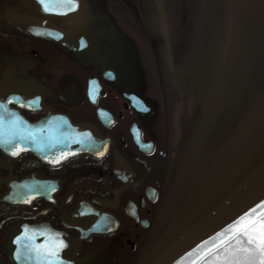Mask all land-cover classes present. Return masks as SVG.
I'll use <instances>...</instances> for the list:
<instances>
[{
    "label": "flooded vegetation",
    "instance_id": "flooded-vegetation-1",
    "mask_svg": "<svg viewBox=\"0 0 264 264\" xmlns=\"http://www.w3.org/2000/svg\"><path fill=\"white\" fill-rule=\"evenodd\" d=\"M113 1L57 0L46 12L0 0V264H14L10 242L37 244L36 256L56 244L58 264L65 242L79 264H152L178 237L164 216L197 126L193 98L153 96L121 70ZM21 138L35 152L15 151Z\"/></svg>",
    "mask_w": 264,
    "mask_h": 264
},
{
    "label": "rangeland",
    "instance_id": "rangeland-1",
    "mask_svg": "<svg viewBox=\"0 0 264 264\" xmlns=\"http://www.w3.org/2000/svg\"><path fill=\"white\" fill-rule=\"evenodd\" d=\"M194 1L195 0H171L170 2H168L167 6L170 15H172L175 19V30H180V34L177 35V43L175 44L176 50L174 51V61L176 63L175 65L179 70L182 66H185V61L184 63L182 61L191 44V35L194 28ZM259 1L260 0H236L237 5L236 3L234 4L238 13L237 16H241L243 13L246 14L249 11L253 10L257 6L256 4H258ZM113 2L114 3L107 4V8L110 7L113 10H111L113 12L112 16H114L115 18L117 17V24L115 25V27L119 30L124 28L127 31L124 32L126 33L125 35H119L118 38L117 49L119 54V67H121V70H123L124 72H131L132 70H134L138 73L139 76L144 77L147 81L145 84L146 91L152 92V95L155 96V91L163 90L162 79L164 70L162 72V69H164V65L162 62L163 57L161 55V41L158 37L155 14L151 8V4L149 3L147 6V13L142 0H114ZM235 13L234 15L229 16L227 10L224 11V24L220 28L221 36L223 34V31L226 29L227 22L229 21H227L226 17L229 16L230 18H234ZM232 29L233 28H230V30ZM127 33L133 35V44L126 40H123L125 39L124 37H128ZM221 36L219 42H217L218 45L215 48V58L213 59L212 64L211 80L209 81V83H207L208 86L205 89L206 91L204 94V98L201 101L203 113L206 109L209 114L212 99V88L215 85H218L219 81L228 85L234 82L235 86L233 88V91H235L236 93L238 84L237 77L242 79V75L239 72L238 75H236V72L233 75L231 67L229 69H226L229 64H233L232 57L234 55V52L231 54V50L228 52V50L230 49L229 45L232 40V36L230 35L228 42L229 44H227V55H225L226 40H221ZM239 67L244 68L243 63L236 62L235 65H232V68H237L238 71H240ZM220 72L221 74H219ZM171 82H173V84L175 83L173 79L171 80ZM244 94H246V90ZM246 100L247 97L245 96L241 102V105L244 104ZM263 103L264 99L263 102L260 101L257 107L254 108V111L251 110L252 115L250 116V119L246 120L245 123L243 119L242 124L240 123L238 130L229 139L228 145H230L232 150L230 149L228 152H226V162L221 164L220 170L218 169V166L213 167V171L216 170L215 173L218 169V173H216V175L215 173L211 174V169V173L208 174V181L206 182L208 184L200 190V198L198 200H193L190 205V209H188L187 211L188 216L178 225L176 232L182 234L188 228L196 225L208 214H210L212 210L218 207L220 203L228 198V196L234 193L243 183L247 184V179L251 177L252 174H254V178L257 177L260 173L264 172V128H257V125L260 123L257 118L260 117ZM228 107L226 108H228L230 112L228 111L227 114L225 113L222 123L223 126H226V124H230L233 121L234 117L237 119V115L234 112L236 103L232 102ZM203 113L199 118L200 120L202 119ZM200 130V127L198 130L195 129L193 137L195 136L197 138L199 136ZM219 136L220 134L217 131L212 135V144L208 145V148L205 149L208 152V156H210V154H215V152L213 151V146H215L219 141ZM188 148H183V161L187 160L188 154L190 152ZM182 166L184 169V162ZM186 198L187 197H185L184 201L186 200ZM184 201L182 202V204L184 203Z\"/></svg>",
    "mask_w": 264,
    "mask_h": 264
},
{
    "label": "bare ground",
    "instance_id": "bare-ground-1",
    "mask_svg": "<svg viewBox=\"0 0 264 264\" xmlns=\"http://www.w3.org/2000/svg\"><path fill=\"white\" fill-rule=\"evenodd\" d=\"M142 1L148 13L147 6L149 0ZM170 1L171 0H168V2ZM223 1L229 3V0H198V8L194 15V28L191 35V44L182 61L183 63L185 61V66H182L180 70L175 66L171 73L175 80L173 88H171L167 69H163V84L166 88L168 98L174 93H178L184 98L185 93L190 92L192 94L191 97L193 98V104L191 103L192 113L198 106H201V101L204 98L206 91L205 89L208 86L207 83L211 80L215 48L217 47V42H219L221 36V27L216 23L217 20L215 21V18H218V13L217 11L212 10L211 3H223ZM256 5L257 6L253 10L246 14L243 13L241 16H237L238 13L236 9H233L232 4L228 6L230 7L232 15H234L236 11L235 17L232 20V40L229 45V51L231 50L230 54L234 52L232 57L234 65L236 62H240L246 67L250 63H256L260 61V59L262 60L261 57H263V50H261L259 44L260 41H263L264 33V16H260L261 14H264V0H260ZM167 23L169 27L171 48L173 47L175 51V44L178 39L177 35L180 34V30H175L176 22L172 15L167 16ZM233 64H229L226 69L231 67V71L235 70L232 68ZM239 70L242 71V68L239 67ZM221 72L219 74H221ZM241 81L240 86H243L244 79H241ZM218 83L219 84L214 87L212 85L210 115L205 109L202 116L203 120L198 118L195 129L198 130L200 127L201 130L199 131V136L197 138L195 136L192 138V143L188 148L190 152L187 160L184 161V169L182 166L175 191L166 205L164 216L165 221L168 223L169 219L173 218L174 230H176L178 225L188 216L187 211L190 209L193 200H198L200 198V190L208 184L206 182L208 181V174L211 173V169V174L216 171H213V167L218 166V169L220 170L221 164L225 163V160H227L226 152L231 149L230 145H228L229 142L227 141L223 147L219 145L220 147L214 155L210 154V156H208V152L205 150L206 142L209 138L212 127H215L225 108L236 100L239 95V92L235 93L230 87H228V84H224L220 81ZM249 119L250 117L248 120ZM218 169L216 173H218ZM253 175L254 174L247 179L248 181L246 180L248 185L253 184L261 176L251 179L253 178ZM188 193L189 195L184 201L183 206L180 209H177L175 206L177 200L181 195L186 197ZM175 210L178 211L175 212ZM168 236L169 235H167V239Z\"/></svg>",
    "mask_w": 264,
    "mask_h": 264
},
{
    "label": "water",
    "instance_id": "water-1",
    "mask_svg": "<svg viewBox=\"0 0 264 264\" xmlns=\"http://www.w3.org/2000/svg\"><path fill=\"white\" fill-rule=\"evenodd\" d=\"M152 1L156 12L158 30L162 39L165 64L171 73L173 72L174 66L164 2L163 0ZM230 28L231 26L229 24L224 34V40H226L225 54L231 33ZM259 103L260 101L257 105ZM251 115L252 113L245 117L244 123ZM69 127L72 130L70 124ZM76 128L85 133H89L88 137L91 136L93 139L97 136L96 130L86 124H78ZM88 137L86 136V144H89V146L86 145V153L90 152V144H92V138L90 139ZM258 176L260 177L253 184L246 185L225 205L219 207L212 215L208 216L203 222L196 225L166 249L153 264H192L194 260H196V264H202V261L197 260V257L203 253L205 248L211 247L213 243L222 239L227 234V231L230 230V226L239 222L242 217L245 219H259L264 216V205L261 204L264 201V172ZM257 177H254V179ZM232 243L234 245L235 241H232ZM14 244L13 242L9 243V255L12 257L14 264H58L55 256L50 255L56 248V244L52 246L51 243H47L45 245V254L39 253L37 256L34 254L37 244L26 243L21 249L18 244ZM65 245L68 249L60 254V257L64 258V264H79L73 258L74 245L70 242H65ZM212 259L213 257L211 255L204 257V260Z\"/></svg>",
    "mask_w": 264,
    "mask_h": 264
},
{
    "label": "snow or ice",
    "instance_id": "snow-or-ice-1",
    "mask_svg": "<svg viewBox=\"0 0 264 264\" xmlns=\"http://www.w3.org/2000/svg\"><path fill=\"white\" fill-rule=\"evenodd\" d=\"M56 2L57 0H39L46 12L52 11L50 5ZM67 3L72 8L76 7V0H67ZM3 123L4 115L0 112V143L5 142ZM261 204L264 205V201ZM232 241H235L234 245ZM50 255L54 256L55 253ZM210 255L212 260H204V257ZM197 260H201L202 264H264V216L259 219L242 217L239 222L230 226L222 239L205 248ZM192 264H196V260Z\"/></svg>",
    "mask_w": 264,
    "mask_h": 264
},
{
    "label": "trees",
    "instance_id": "trees-1",
    "mask_svg": "<svg viewBox=\"0 0 264 264\" xmlns=\"http://www.w3.org/2000/svg\"><path fill=\"white\" fill-rule=\"evenodd\" d=\"M197 2L198 0L194 1L195 8H194L193 16L195 15L197 8H198ZM164 4H165L166 11L168 12V15H169L170 12L168 11V8H167L168 0H164ZM211 8L213 11H217L218 13V18H215V21L217 20L216 23L220 27L223 26L224 11H226V2L211 3ZM260 16H264V14H261ZM259 47H261V50H263V57H261L262 60L260 59V61L256 63H250L248 66L242 68L243 71L241 72L238 71L237 68H234L235 70H232L233 75L235 74V72L237 73L236 75L240 73L242 75L241 76L242 79H244L243 86H240L239 83L241 79L237 77L238 84H237L236 93L239 92V95L236 98V100L233 101L236 103V108H234L235 110L234 112L237 115V119L234 117L233 121L230 124H226V126H223L222 123H223L225 113L227 114L228 111L230 112V110L228 109L229 107L225 108L224 112L219 117L217 124L215 125V127H212L210 131V135L206 142L205 149L208 148V145L212 144L211 137L217 131L220 134V136L218 137L219 141L216 143L215 146H213L214 147L213 151L216 153L218 151V148L220 146L223 147V145L231 138V136L237 130L238 125H240L243 119L245 120V117L251 113V110H253L257 106V103L259 101L263 102V99H264V33H263V41L262 42L260 41ZM234 86H235L234 82L228 85V87H230L232 90ZM245 90H246V94H244ZM185 94L189 95V92ZM245 96L247 97V100L246 102H244V104L241 105V102ZM194 117H197V114L192 116L193 119ZM257 119L260 121V123L257 125V128L258 129L264 128V103L262 104L260 117ZM191 123H192V120H191Z\"/></svg>",
    "mask_w": 264,
    "mask_h": 264
}]
</instances>
